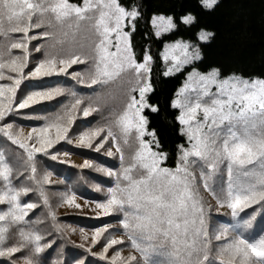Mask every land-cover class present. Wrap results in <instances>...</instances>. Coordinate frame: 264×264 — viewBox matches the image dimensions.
Masks as SVG:
<instances>
[{"label":"snow or ice","instance_id":"snow-or-ice-1","mask_svg":"<svg viewBox=\"0 0 264 264\" xmlns=\"http://www.w3.org/2000/svg\"><path fill=\"white\" fill-rule=\"evenodd\" d=\"M217 3L198 0L209 12ZM143 9L137 0H0L2 264H49L42 254L53 245L51 264H264V230L255 232L264 224V74L205 67L214 33L204 28L195 41L164 42L161 70L153 39L198 18ZM137 36L147 38L139 50ZM62 167L71 181L53 180ZM85 185L103 195L89 199ZM37 208L44 219H26ZM60 208L100 221L78 229L80 252L56 244L67 234Z\"/></svg>","mask_w":264,"mask_h":264},{"label":"trees","instance_id":"trees-1","mask_svg":"<svg viewBox=\"0 0 264 264\" xmlns=\"http://www.w3.org/2000/svg\"><path fill=\"white\" fill-rule=\"evenodd\" d=\"M69 2L82 3V0H69ZM137 2L144 6L145 16H150L152 13H163L172 14L175 19L189 11L197 15L198 24L195 28H179L174 33L163 34L159 39L154 38L151 42L152 55L156 63L160 65L161 70H163V62L159 59V53L163 50L164 42H172L175 39L195 41L194 33L199 28H204L214 33V38L208 44L202 46L205 67L208 65L219 66L222 69V73L225 74L231 72H236L243 76H260L264 74V0H218L215 9L210 12L201 10L198 0H137ZM11 35L19 36V34ZM146 39L144 36H137L138 50L143 46ZM33 43L35 42L33 41ZM13 52H19V50H13ZM179 84V79L163 82L159 92L160 99L162 101L166 100L169 93ZM158 132L163 137H166L169 142L175 139L172 129L163 121L158 124ZM99 160L107 164L112 163L110 159L104 157H100ZM57 173L59 174L58 176L56 174L53 175L54 181H71L72 179L71 172H65L63 167L58 168ZM90 175L97 181L103 179L97 173H91ZM85 188L84 195L89 199L103 195V192L97 193L87 185H85ZM22 199L27 200L28 197H22ZM3 208L4 206L0 205V209ZM59 210L57 212L58 219L65 224L67 231L74 227L78 229L83 227L88 231L93 225H99L100 223L99 220L88 219L74 212L61 214ZM34 213L39 215L41 220L44 219L40 208L29 212L26 219L29 217L36 219ZM212 215L216 216L217 214L213 213ZM262 226L264 224H257L255 232ZM37 227H41V225H37ZM119 227V224H113V228ZM112 230L109 229V231ZM60 243L64 244L65 253L69 249H72L73 252L81 251L73 248V244H79L81 241H76L68 233L63 241L57 239L56 244ZM55 247L56 245H53L52 248L46 249L45 253L42 254L51 253L49 264H51L52 260L57 259V253L54 251ZM159 258L164 259V257ZM95 259V257L87 256L86 264L87 261H94ZM2 262L3 258H0V264Z\"/></svg>","mask_w":264,"mask_h":264},{"label":"rangeland","instance_id":"rangeland-1","mask_svg":"<svg viewBox=\"0 0 264 264\" xmlns=\"http://www.w3.org/2000/svg\"><path fill=\"white\" fill-rule=\"evenodd\" d=\"M71 160H73L74 162H77V163L81 162V160H80V158L78 156H72ZM78 202L82 203V201H78ZM84 211L87 212V214L90 215V216L94 215V213L91 211V206H89L88 209H84ZM59 212L61 214L62 213H69V212L77 213V210H75V209H67V208H60ZM74 228H76V227H74ZM76 229H77V232L75 234H73L71 230L67 231V233L69 234V236H72L73 239H75L76 241L80 242L81 240H80L78 228H76ZM262 229H264V226H262V228H259L256 233H258L259 231L261 232ZM128 252H129V249L125 248L124 252H123V255H127Z\"/></svg>","mask_w":264,"mask_h":264}]
</instances>
